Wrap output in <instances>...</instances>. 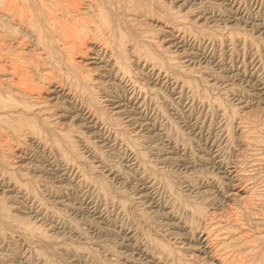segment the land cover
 I'll use <instances>...</instances> for the list:
<instances>
[{
  "label": "rangeland",
  "instance_id": "1",
  "mask_svg": "<svg viewBox=\"0 0 264 264\" xmlns=\"http://www.w3.org/2000/svg\"><path fill=\"white\" fill-rule=\"evenodd\" d=\"M119 4L125 60L90 38L78 84L24 46L56 81L0 111V264H264V0Z\"/></svg>",
  "mask_w": 264,
  "mask_h": 264
},
{
  "label": "bare ground",
  "instance_id": "2",
  "mask_svg": "<svg viewBox=\"0 0 264 264\" xmlns=\"http://www.w3.org/2000/svg\"><path fill=\"white\" fill-rule=\"evenodd\" d=\"M114 2H117L116 14L111 13V16L114 17L112 21L107 22L104 17L107 18L106 14L108 12L110 15V11L105 6L104 0H36L39 6L36 9L33 5L34 0H29V4L26 3V0H21V2L8 0L11 9L14 10L8 9L10 14L13 13L14 20L22 23L12 22L16 24H9L14 28L12 30L8 29L5 24H0V102L3 95H6L5 97L15 95L18 97L19 103H15V107L11 106V108H6L7 106L4 107L5 105L1 104L0 111L12 109L13 111L10 112L20 113L27 117L32 116L35 114L32 112L34 107L42 108L41 99L47 91L44 84L56 81L54 73L51 76L49 73V75L41 73L43 70L41 66L48 64L46 58L36 57V54L25 52L24 46L31 45L28 42L30 38H34L33 45L45 50L43 54L49 55L55 64L61 62L54 59L58 57L77 73L76 78L75 76L70 78V84H78L79 78L80 80L86 79L83 72L79 70L81 69L79 63L75 62V56L83 57L87 54L90 38H96L101 42V45L109 47L111 54L115 49L116 53L125 60V50L122 51V48L129 44V40L122 34L120 26L116 25L121 24L118 17V15L122 16V4H119L121 0H111L110 3ZM141 7L131 9L124 6L123 14L131 11L135 13L137 10L142 11ZM8 10L6 9L5 12L7 13ZM19 30L22 32L19 33ZM116 74L130 81L135 89V82L126 65L119 66ZM15 101L14 99L13 102ZM21 129L23 130V128ZM31 129L37 130L34 127Z\"/></svg>",
  "mask_w": 264,
  "mask_h": 264
}]
</instances>
